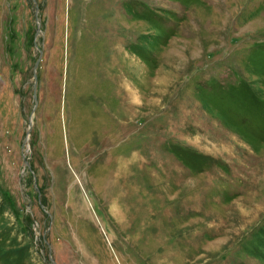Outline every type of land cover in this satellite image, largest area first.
<instances>
[{
  "label": "rangeland",
  "instance_id": "374dc122",
  "mask_svg": "<svg viewBox=\"0 0 264 264\" xmlns=\"http://www.w3.org/2000/svg\"><path fill=\"white\" fill-rule=\"evenodd\" d=\"M0 264H264V0H0Z\"/></svg>",
  "mask_w": 264,
  "mask_h": 264
},
{
  "label": "water",
  "instance_id": "95a60500",
  "mask_svg": "<svg viewBox=\"0 0 264 264\" xmlns=\"http://www.w3.org/2000/svg\"><path fill=\"white\" fill-rule=\"evenodd\" d=\"M37 34H38V32H37ZM37 34H36V35H37ZM37 64H38V61H37L36 64H35V68H34V72H33V78H34V80H36V72H35V69H36ZM33 100H34V102H35V107H36L37 102H36V92H35V91H34V93H33ZM28 130H29V129H28Z\"/></svg>",
  "mask_w": 264,
  "mask_h": 264
}]
</instances>
